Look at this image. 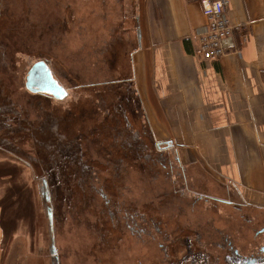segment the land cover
I'll list each match as a JSON object with an SVG mask.
<instances>
[{"label":"rangeland","instance_id":"1","mask_svg":"<svg viewBox=\"0 0 264 264\" xmlns=\"http://www.w3.org/2000/svg\"><path fill=\"white\" fill-rule=\"evenodd\" d=\"M106 9L0 0V119L14 132L6 141L0 123V264H234L239 248L264 252L262 209L147 132L140 99L119 81L132 41L104 27ZM40 59L65 98L26 88Z\"/></svg>","mask_w":264,"mask_h":264},{"label":"crops","instance_id":"2","mask_svg":"<svg viewBox=\"0 0 264 264\" xmlns=\"http://www.w3.org/2000/svg\"><path fill=\"white\" fill-rule=\"evenodd\" d=\"M99 5H107L104 27L128 46L132 41L130 75L119 81L131 83L140 99L149 135L168 143L181 166L234 187L236 200L264 213V0H229L237 48L206 62L196 55L208 27L202 0ZM119 5L127 15L117 26Z\"/></svg>","mask_w":264,"mask_h":264},{"label":"built area","instance_id":"3","mask_svg":"<svg viewBox=\"0 0 264 264\" xmlns=\"http://www.w3.org/2000/svg\"><path fill=\"white\" fill-rule=\"evenodd\" d=\"M208 27L199 36L196 55L203 61H216L237 48L235 25L227 9L229 0H202Z\"/></svg>","mask_w":264,"mask_h":264},{"label":"water","instance_id":"4","mask_svg":"<svg viewBox=\"0 0 264 264\" xmlns=\"http://www.w3.org/2000/svg\"><path fill=\"white\" fill-rule=\"evenodd\" d=\"M25 85L33 93H47L57 99L68 95L67 89L59 83L48 62L43 59L34 62L29 68Z\"/></svg>","mask_w":264,"mask_h":264},{"label":"flooded vegetation","instance_id":"5","mask_svg":"<svg viewBox=\"0 0 264 264\" xmlns=\"http://www.w3.org/2000/svg\"><path fill=\"white\" fill-rule=\"evenodd\" d=\"M217 230L219 229L217 228ZM239 249L238 251H234L233 255L227 256L228 260H231V262H233L234 264H248V262L253 261V259L256 260V264H261V262L264 261V252L262 250L263 248H261V250L259 248L256 251H252L250 254H241L239 252Z\"/></svg>","mask_w":264,"mask_h":264},{"label":"trees","instance_id":"6","mask_svg":"<svg viewBox=\"0 0 264 264\" xmlns=\"http://www.w3.org/2000/svg\"><path fill=\"white\" fill-rule=\"evenodd\" d=\"M18 43V42H17ZM33 93V92H32ZM4 99V102H5V98H3ZM8 100V99H7ZM6 119V117H2L1 119H0V123H1V125H3V127H5L6 129H7V131L5 132L4 131V133L3 134H6V135H4V137H5V140L6 141H8V142H10V143H14L13 141H14V139H12V136H14V132H12V119L10 118H7L8 120H10V122L8 121V120H5ZM7 124V125H6ZM51 137V136H50ZM59 140V139H58ZM60 141V140H59ZM3 142V141H2ZM61 142V141H60ZM7 144V143H6ZM57 146V145H56ZM139 146H141V143L139 144ZM50 152H52L51 151V149L49 150ZM56 151H58V149L56 150Z\"/></svg>","mask_w":264,"mask_h":264}]
</instances>
